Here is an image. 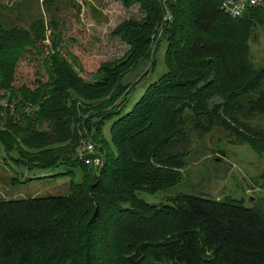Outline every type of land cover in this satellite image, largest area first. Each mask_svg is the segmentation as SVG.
I'll list each match as a JSON object with an SVG mask.
<instances>
[{
    "label": "trees",
    "instance_id": "1",
    "mask_svg": "<svg viewBox=\"0 0 264 264\" xmlns=\"http://www.w3.org/2000/svg\"><path fill=\"white\" fill-rule=\"evenodd\" d=\"M223 1L125 0L128 6L139 3L146 16L121 28L132 45L124 72L156 58L165 43L167 71L124 115L135 84L120 81L119 71L108 86L85 84L76 71L81 63L61 46L60 22L51 21L48 37L43 20L0 13V89L10 91L19 111L33 106L27 96L36 99L39 120L55 126L74 121V138L91 141L102 158L99 166L96 157L88 163L78 154L30 153L19 146V137L29 142L32 128L12 118L0 127V143L18 152L29 170L98 167L70 195L0 201V264H264L262 207L233 197L181 193L157 205L139 196L157 192L153 182L162 178L154 173L155 162L172 169L187 164L195 135L217 128L256 144L248 126L264 121V68L254 70L241 45L239 57L232 47L243 38V24H264V4L233 17L221 9ZM21 64L45 82L35 97L33 87L8 83ZM107 94V101L87 106ZM119 97L122 102L110 109ZM106 122L112 123L116 150L104 140Z\"/></svg>",
    "mask_w": 264,
    "mask_h": 264
},
{
    "label": "rangeland",
    "instance_id": "2",
    "mask_svg": "<svg viewBox=\"0 0 264 264\" xmlns=\"http://www.w3.org/2000/svg\"><path fill=\"white\" fill-rule=\"evenodd\" d=\"M44 1L0 0V13L15 19H18L17 15H23L28 21L36 22L41 19L45 23L48 37H51L52 33L51 21L60 22L64 33L61 46L81 63L83 68L76 71L85 84L93 88L100 85L108 86L110 76L118 71L117 78L120 81L131 86L135 84L130 104L123 115L133 109L150 83L157 82L166 73L167 67L164 62L166 43L161 45L155 55L156 58L141 60L136 67L128 68L124 72L132 45L128 37L120 31L130 20L141 21L145 18L146 13L139 3L128 6L125 0H47L49 2L46 4ZM260 11L264 14V6ZM241 29L243 38L234 43L232 55L240 56L241 45L242 50L248 54L252 68L263 69L264 24L259 22L248 26L243 24ZM47 39L50 45L51 40ZM9 74V84L16 82L17 86L24 83L33 87L34 97L36 92L45 89V82L34 75L28 64L13 68ZM111 91H114V88ZM50 96L49 92L45 95L46 99H50ZM109 96L111 95L107 94L101 100L87 101V106L99 104ZM27 97L29 104L33 106H27L25 110L19 111L15 109L14 101L10 102V91L0 89V127H4L12 118L19 125L32 128L26 136L29 142H22L21 134L19 137L21 143L19 146L30 153L51 150L57 153L82 155L85 147L82 141L76 140L73 136L74 121L61 120L55 126L54 121L39 120L36 99ZM74 98L81 101L76 94ZM116 100L110 109L120 104L123 97ZM51 102L50 100L45 108H48ZM24 115L27 117L24 118ZM249 125L248 128L256 138L254 146L241 141L230 132L217 128L208 134L204 133L202 138L195 135L192 144L193 154L187 164L179 169H172L157 165L155 162L154 173L162 178L160 183L154 181L156 180L154 178L152 180L158 185L157 192L154 194L140 192L139 196L157 205L168 203L172 197L181 193L218 200L233 197L245 199L247 207L259 206L264 210V121L260 119L259 122H252ZM111 127L112 123L106 122L102 127V134L104 140L106 139L116 150L112 142ZM88 156L100 157L98 151L92 156L87 154ZM100 159L101 163L96 165H102V158ZM89 169L83 172L78 168L62 165L52 170H29L20 162L18 152H9L0 143V201L19 202L26 199L70 195L78 188V184H81L89 174L92 176L98 167Z\"/></svg>",
    "mask_w": 264,
    "mask_h": 264
},
{
    "label": "built area",
    "instance_id": "3",
    "mask_svg": "<svg viewBox=\"0 0 264 264\" xmlns=\"http://www.w3.org/2000/svg\"><path fill=\"white\" fill-rule=\"evenodd\" d=\"M162 1L165 4L168 0H162ZM263 4H264V0H224L221 4V9L225 13L233 17H239L243 15V13L246 10L250 8L259 7ZM166 19H170L169 13H167ZM82 144L84 145L85 149L82 152V155L80 154V156L81 158L86 159V161L89 163L91 162L90 160L91 158L89 156L87 157V154H94V152L96 151V147L89 140H84ZM95 163H101V159H99V157H96Z\"/></svg>",
    "mask_w": 264,
    "mask_h": 264
}]
</instances>
